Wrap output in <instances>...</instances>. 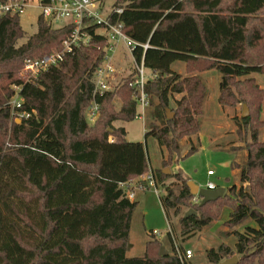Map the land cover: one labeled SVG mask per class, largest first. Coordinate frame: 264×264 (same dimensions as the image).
I'll return each instance as SVG.
<instances>
[{
	"label": "trees",
	"instance_id": "trees-1",
	"mask_svg": "<svg viewBox=\"0 0 264 264\" xmlns=\"http://www.w3.org/2000/svg\"><path fill=\"white\" fill-rule=\"evenodd\" d=\"M99 1H111L107 16L111 23H121L131 39L147 44L146 49L137 45L132 51L135 60L143 59L155 75L145 84L149 103L144 137L152 136L170 160L179 150L178 140L197 131L195 116L201 113L206 94L203 83L175 71L174 62L184 63L189 74L202 68L216 70L222 103L225 96L241 97L256 107L264 101V90H258L250 76L264 74V0ZM115 8L122 11L117 13ZM68 32L67 26L50 27L40 15L36 32L17 45L24 37L19 12L0 13V264H190L178 258L171 229L166 236L172 252L148 254L147 246L154 251L159 243L151 238L142 256L126 254L131 247L133 211L139 205L135 191L152 188L139 180L149 172L167 224L169 210L177 215L181 206L194 207L195 214L179 219L181 236L201 231L219 218L223 205H230V225L246 219L255 224L236 231V253L245 255L250 245L264 253V141L258 139L259 125L252 110L237 122V131L250 138L239 166V187L233 183L222 197L202 206L192 203L181 172L169 175L163 169H150L146 144L127 140L125 129L112 125L136 118L133 74L121 85V92L128 93L121 107L113 109L117 92L107 91L96 97L100 105L96 121L87 123L92 73L103 59L106 44L95 27L88 28L87 45L74 48L36 79L16 77L24 59L61 50ZM11 85L19 87L23 100L15 110L9 104L14 94ZM174 94L182 95L175 99ZM172 110L169 118L167 112ZM19 111L30 112V117L16 121L13 114ZM194 151L192 146L181 159ZM169 177L177 178V183L165 185ZM136 179L142 187L129 186L134 190L129 199L121 183ZM206 253L210 262L219 264L221 256L215 250Z\"/></svg>",
	"mask_w": 264,
	"mask_h": 264
},
{
	"label": "rangeland",
	"instance_id": "rangeland-1",
	"mask_svg": "<svg viewBox=\"0 0 264 264\" xmlns=\"http://www.w3.org/2000/svg\"><path fill=\"white\" fill-rule=\"evenodd\" d=\"M110 4L111 1L105 3L106 7H110ZM39 12L40 9L35 0L31 1L20 12L19 19L24 31V37L18 40L17 45L25 42L30 35L36 32L37 17L40 16ZM112 56H114V58L112 57L114 69L111 88L117 92L112 103L113 109L117 110L121 107L123 101L127 99L128 93L126 91L121 92V85L125 78L131 75L133 61L129 51L122 43L117 44ZM115 59L124 60L120 64H117L115 63ZM172 68L182 76L193 75L198 78L203 83L206 92L202 100L201 113L195 116L199 127L190 137L185 136L178 140L179 150L172 153V160H170L166 149L161 148L152 136L145 139L144 136L148 126L147 110L144 113V119L136 117L130 121L119 120L114 121L115 123L113 122L112 125L115 128L117 126L123 127L126 131L125 137L127 140L140 141L146 144L147 156L149 158L148 163L153 168H167L170 171L169 175L177 171L181 172L183 175H186L184 177L187 181L192 180L201 187L209 181L217 187H224L226 189L231 187L233 183H235L236 187H239L238 172L246 156L245 142L249 143L250 138L245 131H237V122H240L242 119V110L246 105L248 112L252 110V114L259 125L257 126L258 139L259 141H264V101H260L258 103L259 106L256 107L254 103L248 105L241 97L226 98L225 96V100L222 103L219 99L220 92L218 89L220 74L216 70H204L202 68L189 74L186 70V65L179 61L174 62ZM149 73L150 71L146 68L145 74L149 75V79H153L154 76H151ZM250 76L253 78L258 90H264V74L253 73ZM16 77L23 81L29 79V74L24 71L23 65L18 67ZM11 89L15 91L16 86L11 85ZM181 95L174 94L173 96L175 99H179ZM171 105L174 107L173 102H171ZM167 114L171 118L173 110L168 111ZM13 118L16 120V114H13ZM88 124L91 125V123ZM192 146L196 147V151L181 159V157L190 151ZM178 159L179 161H177ZM164 162H167L166 166H163ZM232 164L234 166L231 168ZM208 169L214 170L215 175L207 176ZM135 181L133 180V182ZM176 181L177 178L169 177L165 180V185L177 183ZM158 188L161 193H166L164 187L160 186ZM154 190L156 189L153 187L149 189L144 194L141 205H138L133 211L128 239L131 247L126 253L128 257L145 254L147 241L151 240V238L158 239L159 243H157L154 251L152 250V246L148 245V254H155L162 246L172 252V247L166 236L168 226L170 225L173 244L175 246H182L184 250L190 249L192 251V256L188 260L190 264H218L209 261L206 255L209 249L215 250L221 256L220 262L236 256L238 259L237 264H264V253H257L253 245L248 247L245 255L236 253L234 248L237 240L236 231H243L244 226L247 224L253 226L255 224L250 219H246L241 224L230 225L227 222L232 208L230 205H223L219 218L212 221L201 231L184 237L180 235L179 219L190 209L194 210V207L191 206L187 209V207L181 206L177 215L173 214V210H169V224L167 226V220L158 199V192L157 190L154 192ZM151 231H158L159 234L150 237L149 233Z\"/></svg>",
	"mask_w": 264,
	"mask_h": 264
},
{
	"label": "built area",
	"instance_id": "built-area-1",
	"mask_svg": "<svg viewBox=\"0 0 264 264\" xmlns=\"http://www.w3.org/2000/svg\"><path fill=\"white\" fill-rule=\"evenodd\" d=\"M31 1L34 0H8L4 4H0V13H17L23 11ZM37 6L40 9L41 17L52 27L67 26L69 32L62 41V49L53 53L45 54L39 58H26L23 62L24 71L29 74L28 81H32L37 76L49 69L52 66L57 65L61 62L65 56L72 53L74 48L81 45H87L91 39L88 32V28L95 27V33L103 35L106 40L104 46L103 59L100 64L95 68L92 73L93 93L92 101L85 112V118L87 123H94L99 115L100 105L96 101V97L102 96L105 92L113 90L111 88V81L113 79V67L111 64L112 54L118 43L129 51L132 57L133 73L130 85L136 91V102L137 112L136 117L144 119L145 109L148 106V94L145 90V84L149 77L145 74L146 67L144 66L143 59L137 62L132 54L133 49L140 45L127 34L122 31V24L111 23L108 19L109 7L105 4L100 3L99 0H35ZM122 10L115 8V12L119 13ZM99 30V31H98ZM143 49L147 48V44L140 45ZM151 76H155L151 72ZM117 86V84H116ZM115 86V87H116ZM114 87V88H115ZM19 87H16L14 94L10 98L9 104L12 110L19 109L22 106L23 100L20 97ZM16 120L20 121L21 118H29L30 112L22 111L16 113ZM109 140L112 142L114 138L109 136ZM215 172L212 169L207 170V176H214ZM144 181L145 184L155 188V181L152 173L149 172L139 179ZM138 179L135 182L130 181L127 183H121V186L126 187V196L129 199L134 197V190L129 186H135L133 188L140 189L142 187ZM201 187V186H200ZM207 189H214L217 186L212 182H207L206 185L202 186ZM156 191V190H155ZM201 197L194 195L191 199L192 203H199ZM168 226V224H167ZM168 230L170 228L168 226ZM154 234H159L158 231H153ZM176 254L180 261L189 260L192 256V251L186 249L182 252L177 246L175 247Z\"/></svg>",
	"mask_w": 264,
	"mask_h": 264
},
{
	"label": "water",
	"instance_id": "water-1",
	"mask_svg": "<svg viewBox=\"0 0 264 264\" xmlns=\"http://www.w3.org/2000/svg\"><path fill=\"white\" fill-rule=\"evenodd\" d=\"M248 114V109L245 105V107L242 110V116H246ZM163 172L165 174H168L170 171L169 169L165 168L163 169ZM187 186L189 188L190 191V195L194 196V195H198L201 197V200L199 202V205H204L207 202L210 201H214L216 199H218L219 197H222L226 191V188L224 187H216L214 189H207L204 187H200L197 183H195L192 180H188L187 181ZM191 213L195 214L196 211L193 209H190L189 211H187L184 214V217H188ZM167 250L162 246L159 250V254L163 255V254H167ZM238 263V259L236 256H233L231 258L225 259L222 262H220L219 264H237Z\"/></svg>",
	"mask_w": 264,
	"mask_h": 264
},
{
	"label": "crops",
	"instance_id": "crops-1",
	"mask_svg": "<svg viewBox=\"0 0 264 264\" xmlns=\"http://www.w3.org/2000/svg\"><path fill=\"white\" fill-rule=\"evenodd\" d=\"M99 31V30H98ZM130 54V53H129ZM113 58H114V56H112ZM123 60L124 59H119V60H117V59H115V63H117V64H120L121 62H123ZM111 64H112V60H111ZM112 67H113V64H112ZM149 70V69H148ZM150 71V70H149ZM128 72V71H127ZM129 74V73H128ZM150 75H151V71H150V73H149ZM149 76V75H148ZM119 121V120H118ZM116 122V121H115ZM114 122V123H115ZM118 127V126H117ZM150 169H158L157 167L156 168H153L152 166H151V164H150ZM175 168V167H174ZM177 169V168H176ZM178 172V171H177ZM183 174V173H182ZM184 176H186V175H184ZM135 181V180H134ZM147 192V191H146ZM146 192H138V191H135V194L137 193V195H136V199L139 201V205H141V202L143 201V197H144V194L146 193ZM154 192H155V190H154ZM156 195H157V193H155Z\"/></svg>",
	"mask_w": 264,
	"mask_h": 264
}]
</instances>
